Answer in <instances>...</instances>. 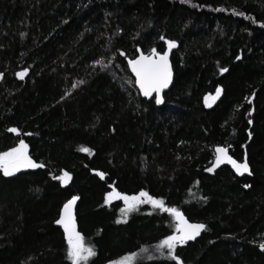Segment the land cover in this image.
<instances>
[{"label":"trees","instance_id":"trees-1","mask_svg":"<svg viewBox=\"0 0 264 264\" xmlns=\"http://www.w3.org/2000/svg\"><path fill=\"white\" fill-rule=\"evenodd\" d=\"M261 23L264 0H0V152L22 139L46 165L0 171V264H70L54 221L71 195L80 197L78 231L97 252L89 264L130 253L138 254L133 264H174L155 251L174 230L171 216L145 204L117 224L123 202L104 204L109 185L147 191L207 225L178 248L184 264H264ZM161 36L177 47L158 105L141 97L128 60L164 51ZM217 87L219 98L205 106ZM227 145L239 161L247 154L251 176L225 165L205 172L214 148ZM61 170L72 175L63 187L52 178Z\"/></svg>","mask_w":264,"mask_h":264},{"label":"snow or ice","instance_id":"snow-or-ice-1","mask_svg":"<svg viewBox=\"0 0 264 264\" xmlns=\"http://www.w3.org/2000/svg\"><path fill=\"white\" fill-rule=\"evenodd\" d=\"M182 2H190V0H182ZM233 15L244 16L243 12H238L233 10ZM248 18V17H246ZM256 23L255 20L252 21ZM260 27L264 28V23L260 24ZM160 39L167 45V50L159 52L156 48H152L150 52L145 55L143 52L134 59L128 60V66L131 72L135 76V85L138 87L140 94L144 97L153 98L156 104L163 103V98L161 93L164 89L168 88L172 81V68L169 63V53L172 49L177 47V42L173 39H166L161 36ZM120 56H124V52L119 53ZM241 57L237 56L236 59L239 60ZM96 64L102 67H107L103 60H97ZM221 73L227 72V68H221ZM17 78L23 80L25 76L28 75V68H24L23 71L17 72L15 74ZM2 76V74H0ZM83 83V81H81ZM73 88L77 85L73 84ZM221 89L217 87L216 96L212 97L213 101L219 98ZM69 93H65V96ZM61 99H64L62 96ZM208 97H205V106H210L208 103ZM249 104L252 103L250 98H246ZM248 117L252 116V111H248ZM248 125L253 124L252 119H248ZM9 132L19 135L17 128H9ZM27 135H32V133H27ZM252 132H248V139L251 140ZM230 145L227 146H217L215 148V161L212 167L205 169L207 172H213L215 168H218L222 164L231 165L232 169L239 176L247 174L252 175L249 167L247 154L245 153L242 162H238L229 154ZM81 152L91 153V149L82 147L79 149ZM46 165L43 163H38L32 159L28 152V144L24 140H20L19 143L7 151L0 152V171L3 175L13 176L21 169H41ZM96 175L99 176L101 180L105 179V173L103 171H97ZM58 180L61 186H67L71 180L72 175L69 171L61 170L59 175H54L52 177ZM245 188L250 187V185L245 184ZM111 191L107 192L104 197V204L108 205L113 200H119L123 202V207L120 208V213L122 218H118L116 223H126L127 217L130 213L137 211L141 205H151L153 209H158L161 212L168 213L172 221L174 222V230L172 234L167 235L155 247V251L161 256H164L166 252V258L173 261L174 264H184V261L180 258L178 253V248L188 244L189 241H195L197 237L201 235L202 232L208 231V227L204 223H190L186 219L184 213L176 207H168L165 205V201L161 198H155L150 195L147 191L141 190L139 193L134 195H128L118 191L113 185H109ZM80 199L78 195H71L67 199L59 210L58 218L54 221L56 225H59L63 229L64 239L66 241V258L70 264H89L90 260L97 255L95 246L89 242H86L85 237L77 230L76 217L74 215V206ZM201 199L207 200V197H202ZM261 250H264V242L259 244ZM149 250L147 248H142L141 252L147 253ZM137 253L129 254L122 257L118 261H111L110 264H133L136 259Z\"/></svg>","mask_w":264,"mask_h":264},{"label":"water","instance_id":"water-1","mask_svg":"<svg viewBox=\"0 0 264 264\" xmlns=\"http://www.w3.org/2000/svg\"><path fill=\"white\" fill-rule=\"evenodd\" d=\"M165 50H167V47H166V49ZM164 50V51H165ZM172 51V50H171ZM141 54V51H139L138 52V54L134 57V58H136L137 56H139ZM145 55H147V54H145ZM170 55H171V52L169 53V58H170ZM133 58V59H134ZM169 63H170V61H169ZM128 68H129V66H128ZM21 71H23V69H21V70H19V71H17V72H21ZM129 71H130V73L132 74V76H133V78H134V81H135V76H134V74L131 72V69L129 68ZM16 72V73H17ZM28 74H29V69H28ZM28 76V75H27ZM27 76H25L24 77V79L27 77ZM15 77H16V79L17 80H19V81H23V80H21V79H19V78H17V76L15 75ZM171 84V83H170ZM170 84H169V86H170ZM169 86H168V88H169ZM137 87V86H136ZM168 88H166V89H164L163 91H162V93H161V95L163 94V92L164 91H166ZM137 89H138V87H137ZM138 91H139V89H138ZM139 93H140V91H139ZM141 95V94H140ZM154 96H155V94H153V98H154ZM214 96H216V91H215V93L213 94V95H211L210 96V101H212L213 102V99H212V97H214ZM141 97H143L144 99H147V100H149V99H152V98H148V97H144L143 95H141ZM218 99V98H217ZM217 99H215V101L217 100ZM217 147V146H216ZM215 147V148H216ZM215 148H214V158H213V160H212V162H211V164L207 167V168H209V167H212V164L214 163V161H215ZM230 154V153H229ZM231 155V154H230ZM234 158V157H233ZM235 159V158H234ZM243 159H244V157H243ZM243 159L241 160V161H239V160H237L238 162H242L243 161ZM228 166L232 171H233V173L236 175V176H238V177H243V176H249V175H247V174H244L243 176H239V175H237L236 173H235V171L232 169V167H231V165H229V164H227V163H225V164H222V165H220L218 168H220L221 166ZM206 168V169H207ZM218 168H215L214 170H213V172H207L206 170H205V172H207V173H209V174H212V173H214ZM75 210H76V205L74 206V215H75V217H76V214H75ZM185 215V214H184ZM186 217V216H185ZM186 219H188L187 217H186ZM190 223H200V222H191V221H189ZM57 226H59V225H57ZM60 227V226H59ZM61 228V227H60ZM61 230L63 231V229L61 228ZM77 230H78V227H77ZM200 237V236H199ZM199 237H197V238H199ZM196 238V239H197ZM189 242H192V241H189Z\"/></svg>","mask_w":264,"mask_h":264},{"label":"rangeland","instance_id":"rangeland-1","mask_svg":"<svg viewBox=\"0 0 264 264\" xmlns=\"http://www.w3.org/2000/svg\"><path fill=\"white\" fill-rule=\"evenodd\" d=\"M209 99H208V103H209V105L212 103V101H210V97L209 96H207ZM204 102H205V100H204ZM130 254H132V253H130ZM127 255H129V254H126V255H124V256H122V257H125V256H127ZM122 257H120V258H118V259H116V260H114V261H118V260H120ZM138 258V255L136 256V259ZM135 259V260H136ZM110 264V263H109Z\"/></svg>","mask_w":264,"mask_h":264}]
</instances>
